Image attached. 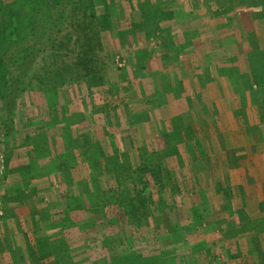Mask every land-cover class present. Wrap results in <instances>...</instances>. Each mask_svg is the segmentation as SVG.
Wrapping results in <instances>:
<instances>
[{
    "label": "rangeland",
    "instance_id": "obj_1",
    "mask_svg": "<svg viewBox=\"0 0 264 264\" xmlns=\"http://www.w3.org/2000/svg\"><path fill=\"white\" fill-rule=\"evenodd\" d=\"M13 2L0 6V264H264V16L231 0L5 13ZM191 112L220 117L187 127ZM30 146L45 150L12 167Z\"/></svg>",
    "mask_w": 264,
    "mask_h": 264
},
{
    "label": "crops",
    "instance_id": "obj_2",
    "mask_svg": "<svg viewBox=\"0 0 264 264\" xmlns=\"http://www.w3.org/2000/svg\"><path fill=\"white\" fill-rule=\"evenodd\" d=\"M195 83L200 86V84L198 83V80L195 81ZM216 113L219 114V112H216ZM41 115L43 116L44 112ZM172 117H176V116H172ZM219 117H220V115H216L214 112L211 115H209L208 113H205V112L204 113H201V112L192 113L191 112V113L187 114V117H185L186 121L190 120L188 123H186V126L187 125H189L191 127L197 126V128H200V126H204V123H205L206 120H207V124L206 123L205 124L208 126V125H210V123H209L210 119L213 118V119H217L218 120ZM175 121L177 122L176 119H172V120L169 121V125L172 128L175 127L176 124L177 125L179 124V122L176 123ZM212 125L214 127H216V124L213 123ZM189 126H187V127H189ZM19 128H20V130H24L25 129L26 132L31 133V134L34 133V134H37V135H39V134L42 135L45 132V130L42 128V126H38V125L37 126H33L32 124L31 125H29V124H25L24 125L23 124ZM40 144H42V141H40ZM9 150H11V148H9ZM23 150L26 151V155L24 154V157H18L20 155V153L12 154L11 157H8L12 167H18V166H20V165H22L24 163L26 164L27 160L29 161L32 158H38L40 153L41 152L43 153L45 149H41L40 151H36V153H35V152H33L32 147L30 146V147L24 148Z\"/></svg>",
    "mask_w": 264,
    "mask_h": 264
},
{
    "label": "trees",
    "instance_id": "obj_3",
    "mask_svg": "<svg viewBox=\"0 0 264 264\" xmlns=\"http://www.w3.org/2000/svg\"><path fill=\"white\" fill-rule=\"evenodd\" d=\"M233 3H236V5L234 7H232V10L238 9L237 14L242 16L243 10L247 9V11L250 13V15H246L244 17H260V16H264V0H253V2L251 4H249L246 8H240L243 7L245 5H243V3H240V0H231ZM1 3H3V0H0V6ZM23 6H21V4L18 3V0H16V2H13L12 4L9 5V9L7 12L5 13H11V12H19V10L22 9ZM239 7V8H238ZM2 8L0 7V10ZM251 9V10H250ZM230 10V9H229ZM250 10V11H249ZM3 13V12H2ZM4 14V13H3ZM15 15V14H14ZM16 15H20L19 13H17ZM20 19V18H19ZM21 20V19H20ZM12 21V20H11ZM22 21V20H21ZM14 31L17 29L16 27L12 28ZM10 29V31L12 30ZM12 30V31H13ZM11 35H13L14 33H10ZM3 63H0V65L2 66ZM0 66V69H1ZM2 81V80H0Z\"/></svg>",
    "mask_w": 264,
    "mask_h": 264
}]
</instances>
